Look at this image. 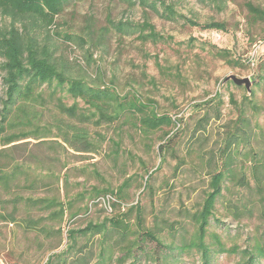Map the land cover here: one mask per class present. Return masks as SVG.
Segmentation results:
<instances>
[{
    "label": "rangeland",
    "instance_id": "rangeland-1",
    "mask_svg": "<svg viewBox=\"0 0 264 264\" xmlns=\"http://www.w3.org/2000/svg\"><path fill=\"white\" fill-rule=\"evenodd\" d=\"M163 1L183 18L168 21L125 0L74 1L56 19L49 44L55 49V56L67 61L73 76L94 81L99 79L103 85L114 87L120 95H136L154 108L158 115L167 114L180 120L179 123L157 131L149 138H144L127 124L88 125L91 135L105 136V143L97 154L67 151L61 156L60 163L52 167L56 179H46L45 170L37 172L44 177L41 182L53 184L52 189L38 183L34 190L12 189V192L32 198L55 195L66 201L93 187L115 190L130 178V187L124 191V198L120 201L122 210L139 205L143 210L145 226L155 230L164 245L179 244L193 231L191 215L200 209L208 191L209 175L220 168L218 153L227 131L242 110L250 122L252 134L249 147L242 146L233 160L237 165L243 164L248 185L241 188L225 181L222 196L215 205L214 218L218 221H210L209 232L226 239L228 247L236 245L243 249L252 244L253 235L264 231L262 201L251 171L253 162L250 159L255 155L249 150L252 148L258 155H264L261 154L264 153V82L257 78V67L264 63V19L254 23L246 8L250 4L264 11V0ZM111 21L134 26L148 21L163 40L143 42L138 33L121 34L110 27ZM209 22L223 23L225 30L200 28ZM65 36L74 40L66 41ZM77 36L84 43L75 40ZM212 47L228 51L232 59L246 61L252 58L254 66H246L242 62L236 67L228 66ZM88 53L93 61L89 66L86 63V59L90 60ZM228 76L249 78L250 92L255 94L251 100L257 111L246 105L244 96L250 93H246L243 86L236 89L230 81H224ZM215 94H219L220 103L217 101L212 108L205 106V109H200L199 105ZM231 95L233 102L229 101ZM62 101L66 106L73 103L70 98ZM79 107H83L81 102ZM206 110H209L208 122L204 130L197 131ZM56 113L54 105L47 104L42 124L55 125ZM164 132H168L167 137ZM168 137L172 139L169 149L163 156L159 155L158 146L164 144ZM111 139H120L117 157L109 154ZM36 142L27 139L15 143L20 149L12 151L13 157L22 159ZM42 152L43 156L47 154L46 149ZM245 154H248V162L244 160ZM145 184L149 188L145 189ZM261 196L264 197V191ZM9 199L10 196L0 190V212H10V203L2 204ZM238 202H245L248 208L254 206V209L241 213L235 219L228 211V205H238ZM72 203L60 226L62 232L50 238L25 232L19 223L0 221V264H44L49 256L66 248L68 228L81 229L89 221L100 222L113 214V211L107 212L98 204L86 200ZM85 206H88L87 211H84ZM70 212L75 216L70 218ZM31 215L36 218L45 213L34 211ZM21 217L22 209L18 212V220ZM131 227H134L133 219ZM84 244L80 241V248ZM145 244L147 251H167L154 242L147 241ZM90 245L87 243L86 249ZM175 260L172 264H200L194 252L180 255ZM237 260L236 255H218L212 264H235ZM124 264H133V261L128 260ZM136 264L154 263L141 258ZM258 264H264V260Z\"/></svg>",
    "mask_w": 264,
    "mask_h": 264
},
{
    "label": "trees",
    "instance_id": "trees-1",
    "mask_svg": "<svg viewBox=\"0 0 264 264\" xmlns=\"http://www.w3.org/2000/svg\"><path fill=\"white\" fill-rule=\"evenodd\" d=\"M74 1L78 0H0V18L3 20L0 24V190L10 196L2 204L9 202L11 206L10 212H0V221L15 225L19 223L25 232L43 234L45 238H50L62 232L60 226L67 210L70 211L72 202L86 200L94 203L98 197L109 194L117 200L112 203L113 214L110 218H103L100 222L89 221L81 229L68 228L66 248L49 256L44 264H124L128 260L136 264L141 258L154 264H172L180 255L193 252L198 256L200 264H212L218 255H236L238 260L235 264H258L260 260H264V231L253 235L252 244L243 249L236 245L228 247L226 239L209 232L210 221H218L214 218L215 205L222 196L225 181L241 188L248 185L243 164L237 165L233 160V156L241 152L242 146L249 147V137L252 134L250 122L242 110H239L237 119L227 131L218 153L220 168L209 175L208 191L200 209L191 215L193 231L189 237L180 240L179 244L164 245L156 231L145 226L143 210L139 205H131L122 210L120 201L124 198V191L130 187V178L115 190L110 187H93L90 191H82L66 201L55 195L32 198L12 192V189L34 190L38 183L52 189L53 184L49 181L41 182L42 178H57L52 167L55 163H60L61 156L67 151L97 154L105 143V136L91 135L88 125L101 127L115 123L127 124L144 138H149L153 133L173 127L180 121L167 114L158 115L154 108L142 102L136 95H120L114 87L103 85L99 79L87 80L70 73L67 61L55 56V49L49 41L56 19ZM125 1L132 6L137 4L143 10L168 21L183 18L163 0ZM246 8L254 23L264 19V11L258 7L247 4ZM109 24L124 35L138 33L143 42L163 40L148 21L136 26L112 21ZM200 28L224 31L225 25L209 22ZM64 38L66 41L74 40L70 36ZM75 40L82 42L79 36ZM212 49L217 51L216 54L228 66L236 67L240 65L239 62L251 66L248 60L230 58V53L226 50ZM88 57L90 60L86 59L87 66L93 63L91 54L88 53ZM257 70V78L264 82V63L259 64ZM230 84L236 89L242 88L231 81ZM246 93H250L244 96L246 105L257 111V106L251 100L255 95L254 91ZM64 98L72 99V105L66 106L62 101ZM217 101L220 103L219 94L199 105L200 109H205V106L212 108ZM229 101L233 102L232 95ZM79 102L83 104L82 108L79 107ZM50 103L57 110L53 126L42 124L44 108ZM208 112L206 110L200 118L197 131L205 129ZM71 120L77 123L70 122ZM164 136L167 137L168 132H164ZM27 139L37 142L33 149L27 150L25 157L16 160L12 151L19 146L15 143ZM171 140L168 137L164 144L158 146L159 155H164ZM109 145V154L117 157L120 139H111ZM45 149L47 154L44 153L43 156L42 151ZM249 150L255 155L250 159L253 162L251 171L259 190L264 216V197L261 196L264 191V155H258L252 148ZM247 155L243 156L246 162L249 160ZM41 170L46 171L44 177L37 174ZM94 173L97 175V172ZM67 183L65 181V185ZM144 187L149 188L147 184ZM20 209L23 210V217L18 220ZM87 209L88 206H85L84 211ZM252 209L245 202L228 205V211L235 219L241 213ZM34 211L45 215L33 218L31 214ZM74 216V213H69L70 218ZM131 219L134 227H131ZM80 241L85 242L82 248ZM147 241L154 242L156 246L167 251H147L146 244L144 245ZM87 243L91 245L86 249Z\"/></svg>",
    "mask_w": 264,
    "mask_h": 264
},
{
    "label": "built area",
    "instance_id": "built-area-1",
    "mask_svg": "<svg viewBox=\"0 0 264 264\" xmlns=\"http://www.w3.org/2000/svg\"><path fill=\"white\" fill-rule=\"evenodd\" d=\"M248 61L250 62L251 66H253L254 60L252 58H248ZM115 202H117L115 197L109 194L100 196L94 201V203L101 206L107 212H112V203H115Z\"/></svg>",
    "mask_w": 264,
    "mask_h": 264
},
{
    "label": "water",
    "instance_id": "water-1",
    "mask_svg": "<svg viewBox=\"0 0 264 264\" xmlns=\"http://www.w3.org/2000/svg\"><path fill=\"white\" fill-rule=\"evenodd\" d=\"M224 81H231L236 86H243L247 92H250L251 82L249 78H237L235 76H228Z\"/></svg>",
    "mask_w": 264,
    "mask_h": 264
}]
</instances>
